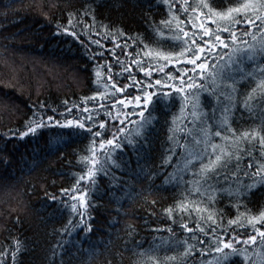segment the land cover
<instances>
[{
    "label": "trees",
    "instance_id": "16d2710c",
    "mask_svg": "<svg viewBox=\"0 0 264 264\" xmlns=\"http://www.w3.org/2000/svg\"><path fill=\"white\" fill-rule=\"evenodd\" d=\"M204 2L217 8L237 6V0ZM200 3L201 0H0L2 264H13L12 252L17 241L22 248L15 264H137L140 260L152 264L149 255L158 257L160 264H174L167 257L177 255L176 245L184 240L194 245L195 251L194 256L187 258V264H216L220 255L213 248L217 236L229 240L236 235L243 241L249 234H255L250 226L241 228L229 225L228 221L237 217L238 205L244 206L239 207V213H244L245 208L250 214L264 210V185L251 192L246 188L254 183L246 175L255 170L247 167L249 161L264 162L258 140L243 146L247 150L241 155L239 165L229 168L218 184L214 182L215 187L208 195L195 192L196 185L192 182L196 177L190 174L191 170L186 174L183 168L186 149L196 147L192 136L199 127L181 119L180 97L174 89L180 84V74H191L192 66L186 64L188 54L184 57L173 54L185 47L182 41L175 40V31L177 25L187 31L189 36L184 39L190 44L193 33L199 41L201 22L216 27L209 22L207 9L198 7ZM259 23L250 28L234 26L240 47L247 46L242 41L255 43L252 35L257 40L264 38L257 27ZM245 31L251 34L244 36ZM222 38L230 44L229 49L222 50L223 54L231 50V42L228 33H223ZM150 51L163 52L170 59L166 63L154 55L150 57L147 55ZM206 55L211 65L214 54ZM260 60L258 55L245 68L252 71L255 64L264 67ZM161 66L163 72L159 70ZM169 75L175 79L169 80ZM261 79L264 77L257 70L254 78L236 85L233 128L250 130L264 124V94L257 88ZM156 80L161 84L156 85ZM113 84L124 91L117 92ZM166 84L172 87H165ZM145 90L167 92L174 101L155 106L151 117L153 127L146 129L147 139L141 138L136 150L128 147L123 153L114 154L120 167H111L107 176L99 174L94 186L86 181L82 183V188L88 191L89 207L86 211L80 209L85 212V223L81 225L79 215L66 206L71 201L62 195V190H72L83 174L82 158L89 155L91 134L54 124L23 138L20 133L26 131L33 112L43 114L45 120L52 115L61 124L77 119L83 122L91 114L93 131L104 123L101 139H112L122 126L117 114L121 120L128 115L125 121L128 129L135 128L128 121L139 123V109L137 114H132L136 106L128 105L127 101L143 95ZM249 93L255 97L250 102L251 110L242 104ZM121 99L127 106L117 102ZM202 100L204 111H209L208 97L203 96ZM85 107L89 113L83 112ZM216 115L220 117L219 110ZM170 128L180 133L172 141ZM189 129L192 131L186 135ZM216 142H220L218 138ZM177 176L184 179L177 180ZM209 196L215 201L210 206V211L215 213L213 220L207 219V211H196L195 201H202L199 207L204 209ZM62 200L66 203H61ZM181 202L186 206L184 211L178 207ZM170 207L174 209L171 217L165 211ZM182 224L194 230L195 238H190L193 234L185 231ZM197 224L206 230L214 227L215 235L210 230L207 236L200 233ZM169 228L173 231H167ZM199 239H204L205 244L200 245ZM137 244L143 248H136ZM235 247L247 248L250 258L245 261L242 256H235L227 264H260L264 248L259 237L254 245L239 243ZM150 248H155V252L143 257L136 254Z\"/></svg>",
    "mask_w": 264,
    "mask_h": 264
},
{
    "label": "snow or ice",
    "instance_id": "6c2138e0",
    "mask_svg": "<svg viewBox=\"0 0 264 264\" xmlns=\"http://www.w3.org/2000/svg\"><path fill=\"white\" fill-rule=\"evenodd\" d=\"M198 7L207 9V18L216 27L213 29L207 27L204 22H201L199 24V41L196 38L197 34L193 33L191 43L189 44V40L184 39L189 36L188 32L177 25L175 40L182 41L185 47L178 54H173L178 55V57H184L188 54L190 58L186 60V64L192 66V73L184 72L180 74V84L174 90L180 97L181 119L199 127L197 134L192 136L196 147L186 149L185 163L183 166L184 172L187 174L191 170L190 174L196 177L192 183L196 185L195 192L197 194L208 195L209 190L214 189L215 184L219 183L221 176H227V170L229 168H234L239 165L241 155L247 150L243 147L244 145L258 140L262 159H264V124L259 128L250 130H241L232 127V113L236 108L238 93L236 85L246 78L249 80L254 78L257 70L264 77V67H260V64H255L252 71H248L245 68V64L254 63L258 55L261 57L260 63H264V38L257 40L256 36L252 35V40L255 43L249 45L247 41H242L247 46L240 47L237 44L238 38L234 26L250 28L259 21L260 23L257 27L264 33V0H237V6L225 5L219 8L214 7L213 3L201 0ZM184 10L187 11V7ZM86 14L87 10H85ZM69 23H72L71 18L69 19ZM161 23L170 24L171 21H162ZM193 26L195 27V25ZM223 33H228L231 50L223 52L222 54V50L230 48V44L222 38ZM70 34L75 35V33ZM250 34L248 31L243 33L244 36ZM96 43L99 42L97 41ZM206 53L208 55L214 54L211 65H209ZM147 55L150 57L154 55L156 58L163 59L166 63L170 59L169 55L159 51L155 54L150 51ZM141 70L143 71L144 69ZM159 70L163 72V66ZM147 74L150 75V71ZM184 77H188V79L186 80ZM168 79L174 80L175 78L169 75ZM155 83L156 85H160L161 81L156 80ZM112 87L116 88L115 84ZM151 87L152 85L149 84L148 88ZM165 87L172 86L166 84ZM257 88L261 94H264V79H261ZM257 88H254L253 92H256ZM116 91L123 92L124 89L116 88ZM240 95H243V93H240ZM203 96L208 97L206 106L209 111L207 112L204 111L205 102L202 100ZM254 99L255 97L249 93L242 101L243 107L251 110L250 102ZM173 101L174 98L167 92L157 94L145 90L143 95L133 97L132 101H129L128 104H135L136 106L132 108V114H137V109H139V123L128 121L129 123L135 124L134 129H128L125 123L128 120V115L126 114L125 119L121 120L119 119V114H117V120L122 126L117 128L116 133H113L112 139H101L102 132L100 130L105 129L104 123L98 125L99 130L93 131L94 125L92 124L93 117L91 114L85 116L83 122L77 119L75 121L67 120L66 123L61 124L54 116L49 115L45 120L43 114L38 112H33V118L26 124V131L20 133V136L23 138L24 136L35 134L39 129H43L49 124L66 128L74 127L75 129L83 130L85 134H91L92 144L88 149L89 155L82 158L84 165L83 174L77 178L76 185L72 190H62V195H67L71 202L66 203L63 200L61 201V203H66V206L70 207L73 213L79 215L80 224L83 225L85 223V212H81L80 209L86 211L89 204L86 199L88 191L82 188V183L86 181L90 186H94L99 174L107 176L111 167H120L113 158L114 154L117 152L123 153L125 148L128 147L136 150V143H140L141 138L147 139L146 129L153 127L151 117L155 106L158 104H171ZM117 102L120 105L127 106L126 102L122 99ZM42 108L43 105H41ZM217 110L220 111L219 118L216 115ZM71 111L72 109H68V112ZM53 112H55V109H53ZM83 112L89 113V109L85 107ZM145 113H147V116ZM185 113L186 115H184ZM173 123H175V120ZM213 129L215 130L213 131ZM191 131L189 129L185 134H190ZM169 132L170 141L175 140L177 135L180 134L176 128H170ZM117 133L122 135L124 139L121 140ZM216 138L219 139V143L216 142ZM140 146L143 147V144ZM169 151L172 150L170 149ZM233 160H235V165H233ZM247 167L249 169L254 167L255 169L252 172L246 173V175L254 180V183L246 185L247 191L251 192L255 187L264 185V162L250 160ZM176 179L180 180L184 179V177L177 176ZM52 199L55 200L56 198L53 196ZM201 202L195 201L197 205L196 211H207V219L213 220L215 213L210 211V206L215 202L214 197L209 196L208 206L204 209L199 207ZM152 203L154 204L155 201ZM178 207L181 211L186 210L183 202ZM239 207L244 206L238 205L237 217L229 220L228 224L238 225L241 228L245 227V225L250 226L255 234H249L248 238L243 241L238 239L236 235H233L229 240H225L222 236H217L213 245L214 252L220 254L216 258V264H227L228 260L235 256H242L247 261L250 258L247 248L238 249L235 247L236 244L254 245L257 243V238L259 237L260 246L264 248V230H262L264 229V210L259 211L258 214H250L249 210L245 208L244 213H239ZM165 211L171 217L174 209L170 207ZM69 223L71 224V221ZM181 227L188 233L193 234L190 238H195L194 230L189 228L187 224H182ZM197 228L205 236L209 234V230L215 235L216 230L214 227L210 226V229L206 230L197 224ZM91 230V225H87V231L90 232ZM131 231L132 227L129 226V233ZM167 231L172 232L173 230L169 228ZM198 243L203 245L205 244V240L199 239ZM21 248V242L17 241L16 248L12 252L13 264H15L17 253L21 251ZM136 248H143V245L137 244ZM181 248L183 251H179ZM176 249L178 252L177 255L167 257V260L174 262V264H187V258L195 255L194 245L189 244L187 240L179 241ZM226 249L229 251L225 252ZM150 252H155V248H150L136 254L143 257ZM205 254L201 252V255ZM148 258L152 261V264H160L158 257L149 255ZM137 264H145V262L140 260ZM260 264H264V253L260 254Z\"/></svg>",
    "mask_w": 264,
    "mask_h": 264
},
{
    "label": "rangeland",
    "instance_id": "374dc122",
    "mask_svg": "<svg viewBox=\"0 0 264 264\" xmlns=\"http://www.w3.org/2000/svg\"><path fill=\"white\" fill-rule=\"evenodd\" d=\"M128 102H129V101H127V104H128ZM128 105H130V104H128ZM124 119H125V117H124Z\"/></svg>",
    "mask_w": 264,
    "mask_h": 264
}]
</instances>
